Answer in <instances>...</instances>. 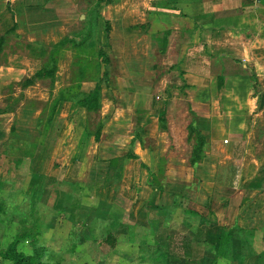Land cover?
<instances>
[{
  "label": "crops",
  "instance_id": "0c3cea01",
  "mask_svg": "<svg viewBox=\"0 0 264 264\" xmlns=\"http://www.w3.org/2000/svg\"><path fill=\"white\" fill-rule=\"evenodd\" d=\"M79 1L6 0L8 11L0 12V29H2L0 38L4 37L6 39L7 36L5 37L4 34L9 32V25L15 30V36L18 35L24 38V35H22L25 33L24 28L29 25L26 22V15L27 17L35 15L37 20L35 25L30 24V28L36 34L42 31L40 27L43 25L48 31H52L51 34L63 35L65 28L63 26L73 24L76 20H81L84 17L86 19V12L79 14ZM84 1L89 3L85 4L87 8L92 5L90 6L92 7L91 10L96 5L97 0H94L93 3L90 2L91 0ZM9 13L11 16L8 15ZM100 14L101 19L108 21L110 26L106 47L110 52H107L106 48L101 49L108 55L109 61L116 63V68L114 65L111 67V62L108 63L110 67L102 65L101 68H98L97 72H100L101 79H97L95 82L96 84L99 80H102V89L105 84L109 86L110 80L114 78L112 80L116 83V88L112 90L111 86L109 87L113 93L101 104L109 117L101 121L103 127L98 142H95L83 130L81 137L78 139L70 132L62 147V150L68 153V156H66L68 167L73 166L70 169V173L73 175L72 178L80 176L78 172L73 170L75 165L90 164L89 157L86 156L87 158H85L84 156L86 149H88L87 153H90V146H95L94 165L107 163L114 166L111 170H108L105 177L98 173L104 171L102 168L96 167L93 172L91 171V174H94L100 180L108 181V184L104 182L103 193L105 196L110 195L112 202L106 199L107 197L102 202L99 188H93V191L91 190L92 194L85 193L84 195L85 199L90 198L94 203L92 208L87 206V209L97 213L101 208H106L107 216L109 218L114 217L110 223L113 226L123 223V219L128 220L131 218V214L135 212L138 204H141L140 207L143 206L144 210L148 212L149 216L147 218L151 224H154L155 221L158 222L157 218L154 219L156 213L161 216L160 219H163L162 223L165 225L166 221L171 219V213L175 212L176 215L180 211L184 215L182 218L180 216L179 219H181V222L184 221L182 225L186 227L191 236L190 240L184 237L183 241L192 242L190 244L192 246L197 245L199 249L202 247L201 240L204 241L206 236L208 234L210 236L214 231L215 237H210V239H217L218 241L219 233L216 229L238 227L243 231L242 235L240 237L236 236L230 241V248L235 252L227 258H217L216 248H211V251H209L210 249H206V245L204 246V253L215 254V258L210 259V263L215 260L216 264L217 262L218 264H264V160L261 166L258 162H249L247 155H245L247 150L245 144H237L238 142L228 144L226 139L224 140L226 144H221L224 141L219 139L217 135L215 136L216 139H209L210 117L208 118L206 114L200 115L198 108L195 107L196 101H200L203 105V102L207 101L210 95L205 90L207 87L198 90L199 86L204 85L206 78L187 73V68L190 67L188 63L185 65V60L191 61L193 57L184 58L186 53L187 55L194 52L200 54L203 51L207 53H232V50L237 49V46H239L236 45V41L246 40L254 31L253 28L256 29V36L262 39L264 37V0H115L111 5L105 6ZM44 23L47 24L44 25ZM141 26L144 28L142 29ZM79 33L76 32L74 35H79ZM97 35L99 37V33ZM124 35H128V37H124ZM237 36H239V39L236 38ZM6 42L7 40L1 46V61L9 59L8 55L3 56L2 53H8ZM240 43L243 44L246 50L249 48L248 40ZM152 48L155 49L151 51ZM59 52L63 53L62 50ZM139 52L143 56L150 57V60L152 59L150 63L148 62L149 64L147 63L148 67L145 70L150 72L147 80H143V85L134 75L144 70V68L138 69V65L142 62L141 54H137ZM155 54L161 55V63L155 62ZM206 57L209 58V55ZM207 58L203 59V66ZM83 64L81 63L77 67L78 73L81 71ZM61 65L56 61L55 73L49 79L35 81L33 85L27 87L23 86L25 79H22L21 83L18 82L19 93L26 95V98H24L28 102L26 106L18 107L13 113V107L3 108L4 105L0 102L1 118L9 112L10 115L17 118L16 125L13 127V124H11L9 128L7 126L9 121L4 123L0 120V176L2 175L0 181L8 177L7 179L16 178L18 183L24 184L25 164L30 162L34 164L39 161L40 148L43 147V144H46V136L50 137L51 129L55 127L54 118L64 117V122H75L76 126H84L81 117L86 113L82 112L79 119L78 114H75L76 106L74 103L60 101L56 104V101H58L61 94L66 100H69L70 94L69 96L64 94L66 87H81V85H84L86 72L84 70V75L81 78L79 75L80 81L78 78V81L71 82L70 70L72 72V69H74L73 63L69 62L67 71L63 75L59 72ZM165 66H167L165 72L174 76L172 77L173 81L165 79L166 84H164V89L161 91H167V96H169V100H172V104L168 106L169 104L164 103L157 108L155 100H159V94L157 93L155 96L152 93L153 84L156 82L152 71L155 68L162 69ZM6 70L7 68H3V65L0 67V101L10 99L8 91L9 72ZM105 70H109L110 73L107 80L102 78ZM111 72L114 73L112 76ZM194 78H198L200 81L197 84L198 89L195 91H193L195 89L194 84H191ZM62 79H64L63 82ZM45 80L50 83L51 88L53 86L56 88L52 91V94L37 91L38 82H45ZM61 82L62 84L58 85ZM170 82L171 84L174 83L175 86H179L180 89H182L183 84L188 86L190 94L187 90L185 91L187 94L186 102L189 103L186 110L188 114H183L181 109H174L178 100L176 97H171L172 95L176 96L175 93L173 94V88L176 90V87L171 86V88H168ZM121 85L125 86L126 90ZM145 85H148V87ZM209 85L210 83L207 84V86ZM28 88L34 89L32 96L26 94ZM171 91L173 92L169 95L168 92ZM88 92L85 91L84 93ZM154 96L158 99H154ZM11 97L17 99L14 94ZM48 98L52 99L50 114L56 113L52 116L53 119L49 125L48 117L51 115H47V118L42 122L40 120L43 112L42 106L46 104ZM55 105L56 107L53 108ZM99 111L92 114L98 115ZM162 112H164L166 119L165 129L161 127L158 118ZM28 114L32 115V118H29L31 121L27 119ZM21 115L23 118H21ZM186 115L189 118L185 130L186 141L191 144V147L186 148L184 154L178 153L176 155L168 145L179 143L177 141L172 143L170 136L180 128L179 125L183 124ZM190 125L194 127V132H199L205 139L203 158L195 167L190 166V157L196 145L195 135L193 134L192 138L188 137V127ZM20 126L24 132L19 131ZM12 127L14 131L16 129L13 134H11ZM13 135L14 140L20 139L18 142H24V144L12 143L14 141L12 139ZM86 136L88 141L85 140ZM58 138H53L52 142ZM38 139L43 142L34 145ZM151 140L155 142L153 143ZM212 142L214 144H211ZM48 144H51V140ZM31 147L36 150V156L25 157L29 154ZM69 148L72 149L70 152ZM78 148L82 154L80 157L77 156L75 151ZM103 151L112 152L111 156L103 158L104 160L109 159L108 162H103L102 158L99 157L103 155ZM6 160L12 164L11 168H15L12 173L9 172V176L8 171H11V169L8 170L7 166L4 165ZM47 161L48 159L45 160V163ZM35 175L36 173H32L34 181H40ZM78 179L76 178V180ZM111 180L115 182V185L111 186L113 184ZM73 185L75 186V182ZM4 186L7 185L4 184ZM53 191V189L50 190L51 196ZM22 193L26 195L24 188ZM33 194L35 192L31 193V195ZM17 195L19 196V194ZM119 196L123 199V202H129L128 208L127 204L118 205L113 201V197ZM132 196H135L134 199H132ZM115 213L119 214V217L114 216ZM202 229H207V231L203 233ZM249 230L256 231V235L250 240L253 247L260 252L250 253L252 247L243 237ZM164 239L166 238L164 237ZM193 240L196 241L193 242ZM211 240L206 241L208 246H212ZM112 241L115 242V240ZM96 243L100 244L97 241ZM117 244L115 242L113 247L109 245L112 248L111 253H118ZM166 247L167 245L164 254L169 255V246ZM194 254L201 256L196 252ZM204 255L209 257V255ZM150 260L152 259L150 258Z\"/></svg>",
  "mask_w": 264,
  "mask_h": 264
},
{
  "label": "rangeland",
  "instance_id": "374dc122",
  "mask_svg": "<svg viewBox=\"0 0 264 264\" xmlns=\"http://www.w3.org/2000/svg\"><path fill=\"white\" fill-rule=\"evenodd\" d=\"M93 1L94 0H91L90 2L93 3ZM85 4L89 3L84 0L79 1V14L81 12H86V19L84 17L83 19H78L73 24H70L71 26L67 24L63 26L65 28L67 27L66 30L64 28L65 36L64 32L63 35L59 34L57 36L51 34L52 31H48L42 24H40L42 25L40 27L42 31L36 34V32L32 31L30 28V24H32V26L35 25L37 20L35 19V15L29 17L26 15V22L29 25L24 28L25 33L22 34L24 35V38L18 35H16L18 36L16 37L14 34L15 30L12 29L10 25L8 26L9 32L4 34L5 37L7 36L6 39H4L7 40L6 46H8V53H2L3 56L8 55L9 59L0 60V67L3 65V68H7L6 71L9 72V79H7L9 82L8 91L10 99H2V101H0L4 105L3 108L11 106V108L13 107L12 112L14 113L15 109L18 107L26 106L28 103L24 99L26 98V95L19 93L18 82L20 81L21 83L22 79L27 80V78H32L41 70L53 68L51 64L52 60H56L59 64H62V67L60 66L61 68H59V72L62 75L66 73L69 62L73 63L74 69H72V72L70 70L71 82H74L75 80L78 81L79 77L77 76V67L80 66L81 63H84L82 65V69L86 72L85 84L81 85V87L67 86L64 91L65 96H67L66 94L69 96V94L75 92L90 91L94 87L96 80L101 79L100 72L98 73L97 69L101 68L102 65L106 66L105 64L111 62V67L114 65L116 68V63L114 61L112 62L108 59L107 62L103 63L102 58L98 55V51L101 48H106L108 45V34L110 32L108 21L101 18L94 21L93 16L89 13L90 8H92L90 6L92 5L87 8V5ZM7 9L6 0H0V12H6L8 11ZM104 9L105 6L102 5L100 12ZM8 15L11 16L10 13ZM103 18L105 19V17ZM104 22L107 23V25L104 24ZM45 24L47 23H44V25ZM104 29H107L108 33H106ZM1 30L2 29H0V35L2 34ZM253 30L254 31H252L251 35L246 38L249 44V48L247 50L243 44L240 43L246 40L241 39L242 41H236V45L239 46H237V49H233L232 53H207L206 51H203L200 54L194 52L187 55L186 53L184 58L193 57V60L191 61L185 60V65L188 63V66L190 67L187 68L185 66L187 68V73L192 75L195 74L194 76L201 78L204 77L207 79H205L206 84L204 83V85L199 86V89L197 88V84L200 82L198 78L192 79L191 84H194L195 87L193 91L197 89L202 90L207 87L205 90L210 93L208 100L204 101L203 105L200 101H196L195 106L198 108L197 110L200 115L203 116L206 114L208 118L210 117L209 139L211 140V138H215L217 135V137L219 139H223V141L226 139L228 144L231 142L245 144V148L247 147L245 153V155H247V160L249 162H258L261 166L264 160V37H262V39L257 37L256 29L253 28ZM76 32H80L79 35H74ZM97 33H99V37ZM100 35L102 36L100 37ZM124 37H128V35H124ZM238 37L239 36L236 38ZM154 49L152 48L151 51ZM60 50H62L63 53H60ZM106 51L110 52L107 48ZM137 54L141 53L139 52ZM208 55L209 58L206 57ZM141 56L142 62L138 65V69L141 70V68H144V70L137 72L134 75L140 81V84L143 85V80H147L150 72H147L145 69L148 67V64L152 59L150 60V57L148 58L142 54ZM155 57V62L161 63V55L155 54ZM205 58H207L205 63L207 66H203V59ZM110 65H107V67H110ZM244 65L247 67V69H245L248 72L246 75L242 67ZM166 68L167 66L162 69L155 68L153 71L151 70L154 80L156 79L155 84H153L152 93L155 96L157 93L159 94V100H155L157 108L164 103L169 104L168 106L172 104V100H169V96H167V91H161L164 89V84H166V82H164L165 79L167 81H173L172 77L174 75L167 74V72H165ZM242 72L244 73L243 76L240 74ZM3 73L5 74V72ZM113 74L114 73L111 72V76ZM218 74H223L225 77L224 85L220 91H216ZM112 79L109 82V86H106V84L102 86L101 90L103 91L101 92L100 97L101 104L102 101H105L106 98L113 93L111 92V89L113 90L116 88V83H114V80ZM40 80L41 79H37L35 81ZM63 81L64 79H62V82ZM62 82L58 85H61ZM171 82L168 84V88H171L172 86L176 87V90L173 88L174 92L171 91L168 92V94L170 95L172 92L173 94L175 93L176 96L172 95L171 97H176L178 100L174 109H181L183 114H188L186 110L189 107V103L186 102L187 94L185 92L187 90L190 94L188 86L180 89L179 86H175L174 83L171 84ZM208 83H210L209 86H207ZM38 84L37 91H41V93L52 94V91L56 89L54 86L51 88L50 83L47 80H45V82H38ZM110 86L111 89L109 88ZM145 86L148 87V85ZM123 87L125 88V86ZM22 88L24 89L23 86ZM33 90L34 89L32 88H28L26 90V94L32 96ZM5 91H7V89H5ZM13 94L17 99H13V97H11ZM155 96L154 99H158V97L155 98ZM180 98L182 100H179ZM51 100L52 99L48 98V101L45 102L46 104L42 106L43 112L40 117L41 122L47 118V115H51ZM10 114L11 113L9 112L3 118L0 117V120L4 123L9 121L7 125L8 128L11 124H13L14 127L17 121V118ZM55 114L53 113V116ZM108 117V113L105 112V109L101 106L98 115H94L92 113L82 115L81 119L83 118L82 121L84 126H77V130L72 129V127H75L74 125L76 124L64 122V117L54 118L55 127L51 129L50 137L46 136V144H43V147L40 148L41 151L39 153V161L34 164L31 162L25 164L26 169L24 168V184L22 185L18 183L16 178H9V180L7 179L8 177H5L3 178L4 180L0 181V192H2L3 197L5 198L6 193L7 197L13 193V190L10 191V187L13 189H16L17 187L22 189L24 188L26 191V198L30 197L31 193L35 192V197L37 199L39 198L42 190H54L47 203L39 200L36 201L34 208L35 213L33 216L30 214V209L28 208L29 202L26 201V198L24 199V202H22V197H24L22 193L16 198H13L15 196L14 195L9 199L12 205L11 207L8 206V214L3 216L5 224H0V249L7 248V244L14 238L20 237L21 235H27L26 238L19 239L16 250L18 252H24L31 255L33 248L30 245V240L31 236L36 234L35 232L37 229L40 233L36 238L35 246L36 248H41L43 250L42 255L40 256L41 264H198L195 259L197 257H194L191 254H185L180 258L171 254H164L166 253L165 246L167 245L168 247L170 244L168 237L172 239V243H176L177 241L185 238H189L187 240H190L191 236L189 235V232L186 227H183L182 225L184 221L182 220L181 222V219H179L180 216L182 218L184 215L180 211L179 213H176L178 216L175 215V212L171 213V219L166 221L165 225L162 223L163 219H160L161 216L156 213L154 219L157 218L158 222L155 221L154 224H151L148 222V212L144 210L143 206L140 207L141 204H138L136 206L137 208H135V212H132L133 214H131V218L128 220L123 219V223L113 226L110 223L112 221L111 219L114 217L109 218L107 216L108 214L106 208H101L97 211V213H93L87 209V206L92 208L94 203L90 198L85 199L84 195L85 193H88V195L92 194L91 190L93 188H99L100 192H98L101 195V199H103L102 202L105 201L104 199L106 197V199L112 202V197L110 195L105 196L103 193L105 188L103 185L106 180L102 181L91 173L96 167L102 168L104 171L98 173L102 177H105L108 170H111L114 166L107 163L104 165H94L93 162L96 156L94 155L95 146H90V153H87L88 149H86L84 153L85 158L89 157L90 164H79L77 166V172L80 176L72 178L73 175H71L70 169L73 166L68 167L67 165L66 156H68V153L62 150L63 142L69 137L70 132L75 133L74 136L76 139L81 137L85 127L88 128L87 130L89 133L91 132L90 134L94 135L99 122L106 120ZM21 118H23L22 115ZM29 118H32L31 114H28L27 119L30 120ZM184 119L186 122L183 121V124L179 125L180 128L176 131V133L170 136L172 143L175 141L179 143L168 145L171 148V151L176 155L178 153L184 154L186 152V148L189 149V147H191V144L186 141L187 135L185 132L186 123L189 121L188 115H186ZM41 129L42 128L40 127V130ZM126 130L128 131V128ZM15 131L13 130V133H15ZM19 131L24 132L21 126L19 127ZM52 137L54 139H56V137L59 138L52 142ZM12 139L14 140V135L12 136ZM50 140L51 144H48ZM85 140L88 141L87 136L85 137ZM18 141H20V139H16L12 141V143L16 142V144H24V142ZM40 141L41 140L38 139L34 145H37ZM152 142L154 143L155 141L153 140ZM211 144H214V142ZM221 144H226V141ZM176 145L177 147L175 148ZM69 149L70 152L72 149ZM35 151L34 147H31L29 149V154L25 155V157L36 156ZM75 151L78 157L82 155L79 148ZM111 155L112 152L107 153V151H103V155H100L99 157L102 158L103 162H108L109 159L104 160L103 158ZM46 159H48V161L45 163ZM4 165L7 166L8 170L11 169L8 173H12L13 170H15L14 167L11 168L12 164L7 162V160L4 162ZM32 173H36L35 176H37L40 181H37L36 178L37 182H35L32 177ZM88 174H90V177ZM1 178L2 175L0 176V179ZM76 178L79 179L76 180ZM112 181L113 180H111V182ZM74 182L75 184L79 183V187L74 186ZM4 184L8 187L4 186ZM105 184H108V181L105 182ZM113 185H115L114 181L111 186ZM134 197L135 196H132V199H134ZM115 198L113 197V201L116 204H127L128 208L129 202H123V199L120 196ZM96 216L97 219L95 220ZM114 216L119 217V214L115 213ZM9 220H13L16 223L14 229L12 228L13 225L11 226V230L9 227L7 228L6 223ZM99 221H101V223H99ZM201 231L204 233L207 229H202ZM152 232L154 233L151 234ZM214 233L215 231L212 232L209 237L206 236L205 241L210 240V237H215ZM164 237L166 239H164ZM107 238L115 240V242L118 243L116 245L118 253H111L112 251L110 250L112 248L109 244H107ZM96 241L100 242V244L98 245ZM194 241L196 240H193V242ZM201 245L202 247L200 249L197 245L191 246V248L194 252L201 254L202 257L204 254L209 255V257H206L205 255L203 257L205 259L203 264H209L210 259L215 258V254L204 253V243L202 240ZM207 248L211 251V248L213 247L206 244V249ZM150 258L152 260H150ZM0 264L13 263L0 258Z\"/></svg>",
  "mask_w": 264,
  "mask_h": 264
},
{
  "label": "trees",
  "instance_id": "16d2710c",
  "mask_svg": "<svg viewBox=\"0 0 264 264\" xmlns=\"http://www.w3.org/2000/svg\"><path fill=\"white\" fill-rule=\"evenodd\" d=\"M113 2H115V0H97L96 1V5L94 6L93 9H91L89 11L90 15L93 16V20L97 21L98 18H102L99 8L102 5H111ZM104 24L107 25V23L104 22ZM141 28L143 29L144 27L141 26ZM13 29V28H12ZM106 31V33H108L107 29H104ZM13 31V30H12ZM85 39V38H84ZM5 39L4 37L0 38V50H1V46L3 45ZM98 55L100 58H102V62H107L108 60V55L103 52L101 49L98 51ZM55 63L56 60H52V66L53 68L51 69H44L41 70L40 72L36 73L32 78H29L27 80H24L23 82V86L27 87L30 85H33L34 81L37 79H46L49 77H53L54 73H55ZM106 66L108 64H105ZM243 67V71H245V75L248 73L245 69H247L246 66H242ZM221 73V72H220ZM181 74H183L181 72ZM243 76V72L240 73ZM80 75V78L83 77L84 75V70L81 69V71L78 73V77ZM244 75V76H245ZM110 76L109 70H105V72H103L102 78L103 79H108V77ZM79 78V79H80ZM101 81L99 80L98 83H96L94 85V87L88 92V93H84V92H76V93H72L70 94V98L69 100H66L65 97H63V94L60 95V98L58 99V101H56L59 103L60 101L62 102H71L74 103L76 106V111L75 114H78V118L80 119L79 115L84 112L87 115L90 113H96L97 111H99L100 107H101V103H100V97H101ZM225 82V77L223 76V74H218L217 76V85H216V91H220V89L223 87ZM182 87H187L185 84H183ZM55 106H53V108H55ZM52 116L53 113H51V116L48 117V125L51 124L52 122ZM159 123L161 125L162 128L165 129V115L164 112L159 114ZM73 124H76L75 122H73ZM75 127H72L73 130H77V126L74 125ZM82 126V125H79ZM103 127V122L99 123V126L96 128L94 135L90 134L88 132V128L85 127L84 131L88 136H92L93 140L95 142L99 141V137H100V131L101 128ZM76 132V131H75ZM11 134H13V129H11ZM75 133L73 132L72 135H74ZM193 134L195 135V146L192 150V154L190 157V166L191 167H195L197 165V163L203 158V148H204V144H205V139L200 135L199 132H194V127L193 126H189L188 127V137L192 138ZM43 141H40V143H42ZM77 166L75 165L74 167V172H77ZM76 187H79V183L75 184ZM15 187V186H14ZM13 190L12 195L7 197V193L5 194L6 198L3 197L2 192H0V224L3 225L4 223V219L3 216H6L8 214L9 208L8 206L11 207V202L9 201V199L11 197L16 198L18 197L17 194L22 193V189L21 188H16L13 189L12 187H10V191ZM22 195H24L22 193ZM51 194L50 191L47 190H42L39 198L37 199L35 197V194L31 195L30 197L26 198V195H24V197H22V202H24V199L26 198V201H28V208L30 209V214L33 216L35 211V203L36 201H42L44 203H47L49 198H50ZM207 216V214L205 215V217ZM5 224V223H4ZM7 228L9 227V229L11 230V226L13 225V229L16 226V223L13 220H9L7 223ZM16 230V229H15ZM216 231L219 233L218 236V241L217 239H210L212 241V247L217 249V253H216V257H222V258H227L228 256L231 255V253L235 252L233 249L230 248V241L232 240V238L238 236L240 237L241 233L243 232L242 230H240L238 227H231L229 229H216ZM255 230H249L247 231L246 235H243V237H245V241L252 247L250 250V253L254 254L256 252H260L259 250L255 249V247H253L252 245V241L250 239H252L256 233ZM36 234L31 236V240H30V245L32 246V254H26L24 252H18L16 250V246L19 242V239L22 238H26L27 235H21L20 237H16L14 238L10 243L7 244V248H1L0 249V258L3 260H8L11 261L13 264H41L40 262V256L42 255V249L41 248H36L35 244H36V238L38 237L40 231L36 229ZM110 237V235H109ZM209 237V234H208ZM112 238V237H111ZM168 241L170 242L169 244V253L171 255L174 256H179L182 257L185 254H191L197 260L196 263L198 264H203L205 262V259L201 256H198L196 254H194L192 248H191V244L189 242L183 241L182 239L180 241H177L176 243H172V239L168 237ZM107 244H109L111 247H113L114 245V241H112L111 239L107 238ZM204 243V246L206 245V241H202ZM203 246V248H204ZM210 264H216L215 260L210 263Z\"/></svg>",
  "mask_w": 264,
  "mask_h": 264
}]
</instances>
